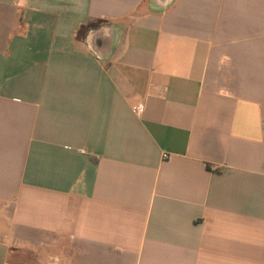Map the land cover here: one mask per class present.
I'll return each mask as SVG.
<instances>
[{
    "label": "crops",
    "instance_id": "crops-1",
    "mask_svg": "<svg viewBox=\"0 0 264 264\" xmlns=\"http://www.w3.org/2000/svg\"><path fill=\"white\" fill-rule=\"evenodd\" d=\"M0 264H264V0H0Z\"/></svg>",
    "mask_w": 264,
    "mask_h": 264
},
{
    "label": "built area",
    "instance_id": "built-area-1",
    "mask_svg": "<svg viewBox=\"0 0 264 264\" xmlns=\"http://www.w3.org/2000/svg\"><path fill=\"white\" fill-rule=\"evenodd\" d=\"M167 157H168V155H167V154H164V155H163V158H167Z\"/></svg>",
    "mask_w": 264,
    "mask_h": 264
}]
</instances>
